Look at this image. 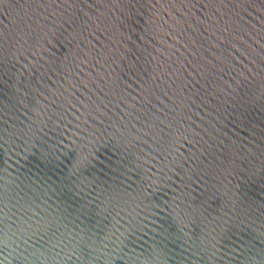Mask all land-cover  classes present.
<instances>
[{
    "label": "water",
    "instance_id": "obj_1",
    "mask_svg": "<svg viewBox=\"0 0 264 264\" xmlns=\"http://www.w3.org/2000/svg\"><path fill=\"white\" fill-rule=\"evenodd\" d=\"M0 264H264V0H0Z\"/></svg>",
    "mask_w": 264,
    "mask_h": 264
}]
</instances>
